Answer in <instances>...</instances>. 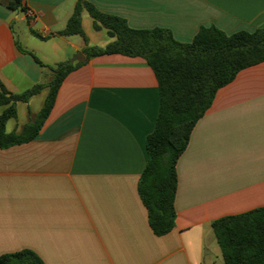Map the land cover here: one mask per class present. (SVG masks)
Returning <instances> with one entry per match:
<instances>
[{"label":"crops","instance_id":"1","mask_svg":"<svg viewBox=\"0 0 264 264\" xmlns=\"http://www.w3.org/2000/svg\"><path fill=\"white\" fill-rule=\"evenodd\" d=\"M78 1L181 43L200 27L226 35L264 28V0H22L18 11L0 0V83L11 94L44 85L15 103L6 133L39 112L43 103H32L48 90L49 67L84 61L61 82L37 135L0 148V256L28 249L44 264H223L211 223L264 207V61L219 88L194 125L176 163L174 226L156 236L137 186L157 81L140 57L85 58L82 37L58 35ZM80 25L87 46L112 40L85 10Z\"/></svg>","mask_w":264,"mask_h":264},{"label":"trees","instance_id":"2","mask_svg":"<svg viewBox=\"0 0 264 264\" xmlns=\"http://www.w3.org/2000/svg\"><path fill=\"white\" fill-rule=\"evenodd\" d=\"M1 3L13 11L22 9V0H1ZM83 10L92 19L93 29H104L112 39L104 47L87 46L80 25ZM58 35L82 37L85 45L81 53L85 58L104 54L140 57L152 69L159 105L153 130L145 139L147 159L137 190L153 234H167L175 219L177 160L217 90L232 81L240 70L264 61V28L226 35L213 26L200 27L190 42L181 43L166 29H131L122 18L102 13L86 1H78ZM83 62L67 60L49 67L52 78L46 85L43 105L18 133L5 132L6 121L16 115L15 103L27 102L44 85L36 84L20 94H11L0 83V106H6L0 113V148L28 142L37 135L61 82ZM211 227L223 264H264V207L216 219ZM0 264L44 263L35 253L23 249L1 255Z\"/></svg>","mask_w":264,"mask_h":264},{"label":"rangeland","instance_id":"3","mask_svg":"<svg viewBox=\"0 0 264 264\" xmlns=\"http://www.w3.org/2000/svg\"><path fill=\"white\" fill-rule=\"evenodd\" d=\"M46 91H42L41 94L39 96H37V98L34 100V102L32 103V108H40L41 104L43 103V100L46 96ZM17 120H24V110L19 108L17 110Z\"/></svg>","mask_w":264,"mask_h":264},{"label":"built area","instance_id":"4","mask_svg":"<svg viewBox=\"0 0 264 264\" xmlns=\"http://www.w3.org/2000/svg\"><path fill=\"white\" fill-rule=\"evenodd\" d=\"M25 15L28 16L29 18H32V15H33V14H32V11L26 9V10H25Z\"/></svg>","mask_w":264,"mask_h":264}]
</instances>
